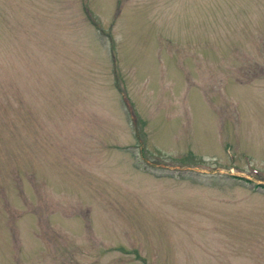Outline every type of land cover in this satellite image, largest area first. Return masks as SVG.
Listing matches in <instances>:
<instances>
[{"label":"rangeland","instance_id":"obj_1","mask_svg":"<svg viewBox=\"0 0 264 264\" xmlns=\"http://www.w3.org/2000/svg\"><path fill=\"white\" fill-rule=\"evenodd\" d=\"M0 264H264V0H0Z\"/></svg>","mask_w":264,"mask_h":264}]
</instances>
